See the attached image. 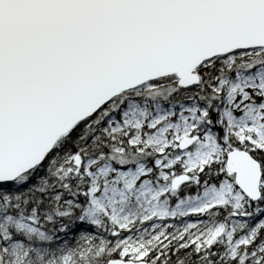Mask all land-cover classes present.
Returning a JSON list of instances; mask_svg holds the SVG:
<instances>
[{
  "label": "snow or ice",
  "instance_id": "obj_1",
  "mask_svg": "<svg viewBox=\"0 0 264 264\" xmlns=\"http://www.w3.org/2000/svg\"><path fill=\"white\" fill-rule=\"evenodd\" d=\"M0 264H264V0H0Z\"/></svg>",
  "mask_w": 264,
  "mask_h": 264
}]
</instances>
